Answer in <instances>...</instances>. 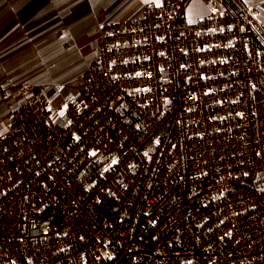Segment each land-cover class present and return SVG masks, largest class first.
Wrapping results in <instances>:
<instances>
[{
	"label": "built area",
	"instance_id": "obj_1",
	"mask_svg": "<svg viewBox=\"0 0 264 264\" xmlns=\"http://www.w3.org/2000/svg\"><path fill=\"white\" fill-rule=\"evenodd\" d=\"M159 4L100 24L56 116L0 83V264H264V29Z\"/></svg>",
	"mask_w": 264,
	"mask_h": 264
},
{
	"label": "crops",
	"instance_id": "obj_2",
	"mask_svg": "<svg viewBox=\"0 0 264 264\" xmlns=\"http://www.w3.org/2000/svg\"><path fill=\"white\" fill-rule=\"evenodd\" d=\"M183 1L191 22L219 8V4L205 5L207 0H193L203 6L200 12H194ZM237 1L264 29V0ZM144 4V0H0V83H30L34 91L52 101L55 84L77 78L94 56L100 24L107 19L139 15ZM88 28L93 29V49L78 64L74 78L69 77L74 68H62L81 57L75 44ZM13 103L0 97V135L8 131Z\"/></svg>",
	"mask_w": 264,
	"mask_h": 264
},
{
	"label": "rangeland",
	"instance_id": "obj_3",
	"mask_svg": "<svg viewBox=\"0 0 264 264\" xmlns=\"http://www.w3.org/2000/svg\"><path fill=\"white\" fill-rule=\"evenodd\" d=\"M186 1H187V6H188L189 10L192 9V11H194V12H200L203 9L202 5L197 4L196 2H193V0H186ZM205 3H206L205 5H212V4L215 5V4H219V1L218 0H207V1H205ZM237 3L243 9L242 5L238 1H237ZM219 7H220V4H219ZM84 32H85V35L83 36V38L80 40H76V44H75L78 51H79V54L81 55V57L74 60L73 62L69 63V65L62 68V71H67L69 68H74L75 71H73L72 75H70L69 77H71V76L73 77L74 75H76L79 72V69L77 68L78 64L81 61H84L86 59L87 55L90 54V52L93 49L92 44H90V41L94 39V37L92 35L93 29L88 28ZM77 78H74L73 80H71L68 83L67 82L65 83L62 80L61 82L55 84L54 93H56V96L51 101V105L54 109L53 110V116L57 115V111L59 109V105H60V102H61L63 96H65L66 94L71 93L75 90ZM59 86H61V87H59ZM1 136L2 135H0V137Z\"/></svg>",
	"mask_w": 264,
	"mask_h": 264
},
{
	"label": "snow or ice",
	"instance_id": "obj_4",
	"mask_svg": "<svg viewBox=\"0 0 264 264\" xmlns=\"http://www.w3.org/2000/svg\"><path fill=\"white\" fill-rule=\"evenodd\" d=\"M144 2L145 3H147L148 2V0H144ZM156 6L157 7H159L160 6V4L158 3V0H157V2H156ZM139 75V74H138ZM61 115H63V113H61ZM113 163H116V161L115 160H113ZM107 170V169H106Z\"/></svg>",
	"mask_w": 264,
	"mask_h": 264
}]
</instances>
